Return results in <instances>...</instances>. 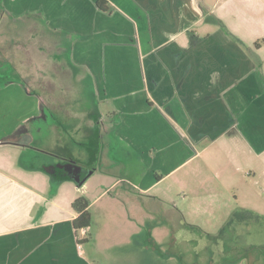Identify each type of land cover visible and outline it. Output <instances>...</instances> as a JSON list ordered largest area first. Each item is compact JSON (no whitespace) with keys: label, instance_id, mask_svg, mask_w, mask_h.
I'll use <instances>...</instances> for the list:
<instances>
[{"label":"crops","instance_id":"crops-1","mask_svg":"<svg viewBox=\"0 0 264 264\" xmlns=\"http://www.w3.org/2000/svg\"><path fill=\"white\" fill-rule=\"evenodd\" d=\"M107 1L110 12L96 0H0V42L27 13L47 23L67 39L68 70L92 77L97 101L109 107L107 122L91 117L94 130L86 118L96 135L92 144L85 125L87 163L65 145L68 157L49 161L55 153L18 143L31 126L40 131V96L14 77L0 84V139L13 134L0 140V264H119L86 255L79 241L87 231L72 224L81 187L48 165L73 160L91 176L114 161L142 194L206 138L263 143L264 0Z\"/></svg>","mask_w":264,"mask_h":264},{"label":"rangeland","instance_id":"rangeland-1","mask_svg":"<svg viewBox=\"0 0 264 264\" xmlns=\"http://www.w3.org/2000/svg\"><path fill=\"white\" fill-rule=\"evenodd\" d=\"M19 21L0 42V84L14 77L33 89L44 119L39 133L33 125L18 143L55 153L46 154L49 161L67 158L65 145L87 163L85 125L94 130L96 113L107 122L109 107L97 101L92 77L68 70L75 66L58 31L34 17ZM1 23L0 11V34L7 37ZM228 136L196 143V155L147 193L120 178L119 163L105 162L79 189L92 201L81 242L86 255L119 264H264V137L260 146ZM244 212L253 218L243 219Z\"/></svg>","mask_w":264,"mask_h":264},{"label":"trees","instance_id":"trees-1","mask_svg":"<svg viewBox=\"0 0 264 264\" xmlns=\"http://www.w3.org/2000/svg\"><path fill=\"white\" fill-rule=\"evenodd\" d=\"M95 6L99 10H102V11H105V12H110V6H109L107 0H96ZM26 15H27V17H29L31 19H32V17H34V16H29L30 15L29 13H27ZM19 20H17L16 22L17 23L20 22ZM30 22H32V21H30ZM38 22H41L40 19L38 20ZM35 25L36 24H33V26H35ZM46 28H47V25H46ZM49 30H52V29H49ZM10 32H14V28ZM63 38L67 41L65 36H63ZM20 80H22V79H20ZM28 91H31V90L28 88ZM95 133H97V130L95 131ZM12 137H13V134L8 135V136H4L2 139H4V140L12 139ZM92 139H93V143L92 144H94L95 143L94 140L96 139V135L93 136ZM92 144L90 145L91 148H90V151H89V160L90 161H92L94 159V149H93L94 145H92ZM155 176H156L157 179H159V175L157 173L155 174ZM88 204H89L88 199L85 196H82V195H80L77 198H75L73 200V202H72V208L77 213V216L73 219L72 224H73V227L75 228V230H77V231L80 230V229L87 228L89 226V224H90V216H89V212H88ZM244 214L246 215L245 216L246 218H243V219L253 218L252 215H251L252 214L251 212L250 213L244 212ZM236 215H238V214H236V213L233 214V216H236ZM247 215H249V217ZM241 216L244 217V215H241ZM83 240H80L79 242H82Z\"/></svg>","mask_w":264,"mask_h":264},{"label":"water","instance_id":"water-1","mask_svg":"<svg viewBox=\"0 0 264 264\" xmlns=\"http://www.w3.org/2000/svg\"><path fill=\"white\" fill-rule=\"evenodd\" d=\"M44 166V170L52 172L57 169H63L66 175L79 187L82 186L87 177L90 175L92 169L85 168L84 166L75 163L73 160H67L65 162H57L56 164Z\"/></svg>","mask_w":264,"mask_h":264}]
</instances>
